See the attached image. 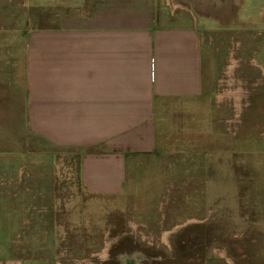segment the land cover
<instances>
[{
    "label": "crops",
    "instance_id": "crops-1",
    "mask_svg": "<svg viewBox=\"0 0 264 264\" xmlns=\"http://www.w3.org/2000/svg\"><path fill=\"white\" fill-rule=\"evenodd\" d=\"M32 1L36 12L50 5L67 11L55 12L47 21L38 14L30 30L26 23L0 31V50L20 72L19 84L10 63L2 75L0 119L21 118L29 132L78 155L87 192L124 200L133 216L147 214L151 203L146 198L155 204L168 185L171 166L187 168L189 160L173 150L164 120L169 112L180 114L186 102L213 99L216 50L221 49L208 24L218 20L216 9L229 0ZM177 156L180 164L173 162ZM194 164L198 166L196 160L189 163ZM199 192L209 207L201 205L200 212L170 228L151 224L166 243L179 227L193 230L212 221L211 228L218 231L221 216L228 222L226 230L235 225L236 211L229 204L213 208L225 197ZM249 205L241 219L249 231L264 230V212ZM0 217L10 233L0 238V264H107L110 259L114 264H160L175 259L153 256L149 262L127 252L110 256L108 247L78 257L63 254L59 240L30 254L21 243L11 242L13 224L5 213ZM219 256L204 262L231 264L232 258Z\"/></svg>",
    "mask_w": 264,
    "mask_h": 264
},
{
    "label": "rangeland",
    "instance_id": "rangeland-1",
    "mask_svg": "<svg viewBox=\"0 0 264 264\" xmlns=\"http://www.w3.org/2000/svg\"><path fill=\"white\" fill-rule=\"evenodd\" d=\"M32 4L0 0V31L26 23L30 30L38 14L47 21L55 12L67 11L66 6L56 9L49 3L36 12ZM217 11L218 20L208 24L216 30L214 42L221 49L216 50L214 97L186 102L180 114L169 112L164 120L173 150L189 161L184 169L171 166L173 177L155 204L146 198L151 203L147 214L133 216L124 200L87 192L79 177L78 155L29 132L21 118L0 119V213L13 224L11 242L21 243L30 254L59 240L63 254L78 257L108 247L110 256L127 252L149 262L153 256L175 258L160 264H205L206 257L222 254L232 258L231 264H264V230L249 231L240 216L249 204L264 212V0H229ZM3 51L0 81L13 65L19 84V67ZM159 124L163 129L162 121ZM195 160L198 166L189 165ZM173 162L180 164L181 159ZM211 176L214 180L208 181ZM200 190L225 197L213 208L229 204L236 211L235 225L226 230L228 222L221 216L218 231L211 228L212 221L196 230L179 227L166 243L152 225L170 228L200 212L201 205L209 207ZM9 234L0 217V238Z\"/></svg>",
    "mask_w": 264,
    "mask_h": 264
},
{
    "label": "flooded vegetation",
    "instance_id": "flooded-vegetation-1",
    "mask_svg": "<svg viewBox=\"0 0 264 264\" xmlns=\"http://www.w3.org/2000/svg\"><path fill=\"white\" fill-rule=\"evenodd\" d=\"M106 255V253L104 254V256ZM102 256V255H101Z\"/></svg>",
    "mask_w": 264,
    "mask_h": 264
}]
</instances>
